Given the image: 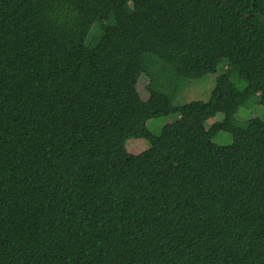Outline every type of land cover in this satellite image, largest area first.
<instances>
[{"label":"trees","instance_id":"16d2710c","mask_svg":"<svg viewBox=\"0 0 264 264\" xmlns=\"http://www.w3.org/2000/svg\"><path fill=\"white\" fill-rule=\"evenodd\" d=\"M220 64L206 102L162 91ZM252 96L264 0H0V264H264V122H234Z\"/></svg>","mask_w":264,"mask_h":264},{"label":"rangeland","instance_id":"374dc122","mask_svg":"<svg viewBox=\"0 0 264 264\" xmlns=\"http://www.w3.org/2000/svg\"><path fill=\"white\" fill-rule=\"evenodd\" d=\"M99 23L93 24L90 33L88 34L85 45L89 46L93 39V34L97 33ZM170 71V69L168 68ZM224 71V65L220 64L217 68V72L214 74H207L199 79L193 80H182L178 83V85L170 84L174 82L175 79L172 80L171 83L167 84L162 91L167 95L173 93L176 90L174 95V106H182L189 102L193 101H201L206 102L209 99V96L214 89L215 79L216 77ZM171 73V72H170ZM230 81L234 84V86L242 91L246 87V83L243 80H240L235 75H231ZM148 78L145 75H141L138 79L137 83V91L139 93L140 98L143 101L148 99L147 87ZM178 115L170 114L166 117H156L148 120L146 122L147 130L154 136H159L162 128L169 123L177 120ZM259 119L264 122V108L257 103V96H252L249 100L245 102L243 106H241L236 115L234 116V122L241 127H244L246 122L250 119ZM223 120V114L218 113L213 118L208 119L204 126L206 129L210 128L213 123H218ZM212 142L217 146H229L232 143V136L226 132H218L213 138ZM126 150L129 154L137 155L143 151H145L149 144L144 139H130L125 144Z\"/></svg>","mask_w":264,"mask_h":264}]
</instances>
